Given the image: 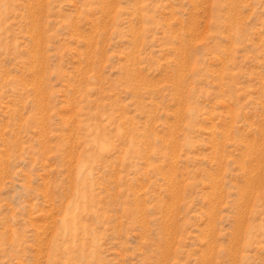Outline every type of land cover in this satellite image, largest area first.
Wrapping results in <instances>:
<instances>
[{"label": "rangeland", "instance_id": "374dc122", "mask_svg": "<svg viewBox=\"0 0 264 264\" xmlns=\"http://www.w3.org/2000/svg\"><path fill=\"white\" fill-rule=\"evenodd\" d=\"M0 264H264V0H0Z\"/></svg>", "mask_w": 264, "mask_h": 264}]
</instances>
